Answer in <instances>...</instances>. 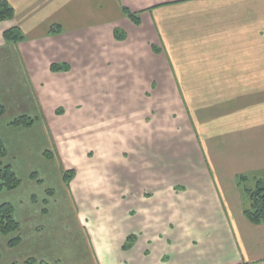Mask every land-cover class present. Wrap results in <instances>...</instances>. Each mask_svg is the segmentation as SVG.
Here are the masks:
<instances>
[{"label":"crops","instance_id":"1","mask_svg":"<svg viewBox=\"0 0 264 264\" xmlns=\"http://www.w3.org/2000/svg\"><path fill=\"white\" fill-rule=\"evenodd\" d=\"M8 1L15 16L0 21L4 162L25 172L27 157L48 151L63 187L64 172L75 170L63 192L83 219L91 263L264 264V224L247 219L238 185L239 175L264 173V0ZM124 7L139 13L138 24ZM16 27L24 39L7 41ZM175 73L184 90L218 92L243 111L233 126L222 116L206 149L183 119L181 133L177 124L162 131L180 112L170 98ZM20 115L35 124L15 128ZM99 124H109L103 134ZM188 153L195 164H176ZM46 193L55 197L51 185ZM2 196L17 216L11 194ZM37 197L25 192L19 214L48 216ZM31 224L32 239L5 264L39 261L46 226Z\"/></svg>","mask_w":264,"mask_h":264},{"label":"rangeland","instance_id":"2","mask_svg":"<svg viewBox=\"0 0 264 264\" xmlns=\"http://www.w3.org/2000/svg\"><path fill=\"white\" fill-rule=\"evenodd\" d=\"M175 76L179 83V89L175 92L176 95L174 93H171L170 98L172 102L180 103L179 110L180 112L182 111L184 117H182L180 112H178L177 114H173L172 118L170 119L173 124L172 128L169 127L167 123H162V131L172 130L175 128V124H177L176 129L178 133H181V131L185 129V127L182 126L183 122L181 120L183 119L184 122L187 123V127L189 126L190 128V125L191 127L192 125L194 126L195 136L198 140V144L201 146V149L203 147L204 149H206L208 148V135H217L218 127L224 125V120H226L224 122H226L227 126H233L235 123L238 124V121L235 117L240 116L243 111L240 112V110L239 112H236V110L238 109L237 107L234 106L233 108L228 102H226L227 104H223V101L219 102L218 98L216 97L218 92L184 90V86L180 81V77L176 73ZM223 115H228L229 118L222 119L223 121L219 122ZM4 116L0 118H4ZM104 126H109V124H99L98 133H104ZM1 135L5 137L4 134ZM180 141L183 142V140ZM47 147L49 148L50 146L48 145ZM188 154L189 157H187V159H179L178 161L176 160V164L179 163L181 165L184 163L185 165H193L198 161V158H194V155L192 153ZM44 155L43 159L41 157H38L37 154H33L31 157H27V161L25 160V172H22L20 170L16 161H12L14 164V170L22 182L18 187L19 189L16 188L14 190H4L3 192H1L0 198L2 194H5L6 197L8 195L10 196L11 194V199L15 201L17 205V216H15V218L20 222V234L22 239L24 238V242H26L28 239L31 240L34 235L30 232L32 222H35L38 225L43 224L46 226V228L42 230V241L41 243H39V245L42 244L40 246L41 249H44L38 250L37 248L35 250L34 255L39 258V261L33 264H39L42 258H44L51 264H92L90 261L89 250L87 248V241L85 239V225L82 223L83 219L79 216L77 210H75L74 207L73 209L70 206L69 200L67 198L68 195L63 192V188L65 187L67 189L70 183H64V187L62 186V176H60L58 170L55 175V171L51 170V165H48V163L51 162L48 159L49 156L45 155V157ZM19 158L20 155L18 156V159ZM68 170L72 169L69 168L65 172H67ZM38 180H42V182H39ZM30 181H34L35 186L34 184H31ZM216 183L221 187L219 180H217ZM251 183H253L252 186ZM246 184L248 188H251L255 185V181L251 179L248 180ZM49 185H51L52 189L55 191V197H52L46 193L47 187ZM17 189L18 191L20 190L22 192V194H20L18 198L15 194H13L17 191ZM183 190L184 188H182L180 191ZM27 191L31 194L35 193L38 196L37 199L39 210H48V216L42 217L41 212L38 218L36 217L33 219V221H31L19 214V209L21 206L20 202L25 199V192L27 193ZM243 198L244 203L249 206L251 204L249 195H243ZM35 209L37 210V207L32 208V210ZM12 236L13 234L4 235L0 233V264H5L6 262L17 260V258L15 257L18 254L17 252L19 251H16L14 249H17L21 243L16 247H10L8 245V241Z\"/></svg>","mask_w":264,"mask_h":264},{"label":"trees","instance_id":"3","mask_svg":"<svg viewBox=\"0 0 264 264\" xmlns=\"http://www.w3.org/2000/svg\"><path fill=\"white\" fill-rule=\"evenodd\" d=\"M123 12L134 23L138 24L140 22L139 13L133 12L127 7L123 8ZM14 16L15 10L9 1L0 0V21L13 19ZM58 29L59 27H54L52 32H57ZM115 36L117 39L122 40L125 38V33L117 29L115 31ZM4 37L7 41L14 42L24 39V35L19 27L7 30L4 33ZM51 69L53 71H67L68 66L66 64H53ZM5 113L6 107L0 96V117H3ZM35 120V117L20 115L12 120L11 125L15 127L29 128L35 124ZM46 155L50 156L48 151L46 152ZM6 156L7 148L5 142L0 137V193L4 190H14L18 188L22 182L12 165L4 162ZM75 174V170L64 172L65 182L69 184ZM251 179L255 181V185L248 188L246 182ZM238 185L242 186V189L244 187L245 194L250 197L251 204L245 209L247 219L254 224H264V173L261 175H239ZM20 230V222L15 218L13 205L9 202L0 204V233L4 235L13 234L8 241L10 247H16L21 243L22 237ZM28 263H37V260L31 259ZM39 264L48 263L40 262Z\"/></svg>","mask_w":264,"mask_h":264}]
</instances>
